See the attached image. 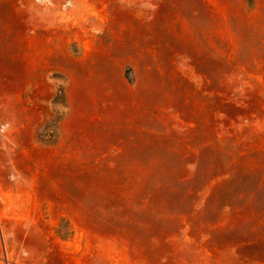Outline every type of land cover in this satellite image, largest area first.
<instances>
[{"label": "rangeland", "instance_id": "obj_1", "mask_svg": "<svg viewBox=\"0 0 264 264\" xmlns=\"http://www.w3.org/2000/svg\"><path fill=\"white\" fill-rule=\"evenodd\" d=\"M0 264H264V0H0Z\"/></svg>", "mask_w": 264, "mask_h": 264}]
</instances>
